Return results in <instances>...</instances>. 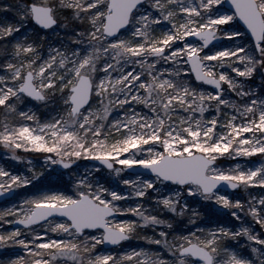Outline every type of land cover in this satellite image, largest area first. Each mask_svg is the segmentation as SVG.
Here are the masks:
<instances>
[{
    "label": "snow or ice",
    "instance_id": "6c2138e0",
    "mask_svg": "<svg viewBox=\"0 0 264 264\" xmlns=\"http://www.w3.org/2000/svg\"><path fill=\"white\" fill-rule=\"evenodd\" d=\"M225 3L0 0V145L28 161L0 163V264H264V0ZM30 20L74 34L43 55ZM54 95L51 118L20 107ZM82 159L71 191L15 198Z\"/></svg>",
    "mask_w": 264,
    "mask_h": 264
},
{
    "label": "rangeland",
    "instance_id": "374dc122",
    "mask_svg": "<svg viewBox=\"0 0 264 264\" xmlns=\"http://www.w3.org/2000/svg\"><path fill=\"white\" fill-rule=\"evenodd\" d=\"M64 15H69V12L66 10L64 12ZM75 27H79V25L75 22L69 19V24H72ZM233 27H235L238 31H244V29L241 27V25L236 21L232 22ZM62 22L52 26L49 29L43 30L37 27L32 20L28 21L25 24V28L21 31L24 32L27 30L29 32L30 37L35 40L36 42H40V37L43 36V48L41 49V52L43 55H47L48 48L50 46H58L61 44H67L69 43V37L74 34V27H63L61 26ZM228 41H223L224 45H227ZM263 74V73H261ZM102 75V73H100ZM261 82L259 80V76L252 79V86L255 87L256 85H259ZM264 87V85H262ZM233 96L235 94H232ZM21 109H27L32 108L40 115L42 119H48L51 118L60 108V101L59 96L54 95L51 100H48L46 102H39L35 100H31L29 98H26L22 101L20 105ZM5 121V114L0 112V123H3ZM19 153L21 155H24L27 158H30L36 167L44 166V160L43 155L36 152H25L23 150H19ZM5 161H8L15 169H19L20 171H27L25 167L28 165L27 159L25 161H15L10 155H7L6 150L0 145V163H3ZM225 166H228L229 164H234L236 162H242L245 164L248 163H259V157H249V158H240L237 157L234 160L233 159H222L221 161ZM90 167V162L88 160H78L75 162L74 166L71 168V170L68 169H60L57 165H53L50 168H46L43 175L36 180H33L32 184L25 186L24 188L18 189L16 192L15 198H22L26 195H32L36 194L45 190H61V191H71L72 189V182L73 177L72 173L76 174H82L85 170V168ZM14 169V170H15ZM39 170V169H38ZM106 179H102L101 182L105 183L110 180H112V177L108 176L107 172H104L101 174ZM235 192V191H233ZM240 196H243L244 198H247L248 193L245 192L243 188L239 189ZM7 203L3 202L0 204V208L6 207ZM195 207V203L192 205ZM162 215L171 217L173 220H175V228L179 230L181 227L187 224V217H176L174 213L171 212H165L162 213ZM126 218V217H121ZM227 218V217H224ZM5 228H9V225H4ZM259 227V226H257ZM152 229L146 228L143 231H141L140 235L143 236L145 234H151ZM246 238L242 237L240 240V244L243 245ZM123 246L125 248L128 247H139V246H146V241L143 239H137L135 237L129 239L128 241L122 242ZM231 244L233 246H236V241H232ZM0 254H3V250L0 249ZM6 255V254H4ZM0 258H2V255H0Z\"/></svg>",
    "mask_w": 264,
    "mask_h": 264
},
{
    "label": "water",
    "instance_id": "95a60500",
    "mask_svg": "<svg viewBox=\"0 0 264 264\" xmlns=\"http://www.w3.org/2000/svg\"><path fill=\"white\" fill-rule=\"evenodd\" d=\"M225 7L227 8L228 7V4H227V0H226V3H225ZM237 21L240 23V25H242V21H239V19L237 18ZM33 22L38 26L40 27L41 29H47L45 27H43L42 25L38 24L35 20H33ZM215 43V42H213ZM211 46V45H210ZM30 98V97H29ZM32 99V98H31ZM58 166V165H57ZM60 169L64 170V168L58 166ZM230 191H235V190H230ZM3 202V201H0V203Z\"/></svg>",
    "mask_w": 264,
    "mask_h": 264
}]
</instances>
